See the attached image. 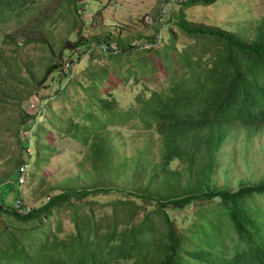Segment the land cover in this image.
Wrapping results in <instances>:
<instances>
[{
  "label": "trees",
  "instance_id": "obj_1",
  "mask_svg": "<svg viewBox=\"0 0 264 264\" xmlns=\"http://www.w3.org/2000/svg\"><path fill=\"white\" fill-rule=\"evenodd\" d=\"M13 1L0 0V12L2 6L19 12ZM214 2L181 0L167 14L164 32L145 40L137 35L138 44L111 36L116 25L97 36L90 22L88 37L76 16L75 36L61 42L34 82L36 89L49 90L36 112L20 115V127L30 132L25 143L17 141L13 163L26 177L32 157L26 182L40 188L51 151L40 143L50 129L71 130L91 150L97 177L80 185L64 182L32 205L20 193L12 202L1 200L0 264H264V180L236 189L212 183L217 150L229 134L226 124L264 126V13L235 29L186 17L187 6ZM127 61L130 66L122 68ZM54 100L61 103L57 113ZM122 100L126 108L119 106ZM66 111L71 113L63 124L60 112ZM131 118L158 131L159 160L149 165L138 158L127 180L116 175L123 162L114 137L100 130H126ZM7 180L0 178V187ZM16 199L26 212L15 207ZM181 210L187 211L173 213ZM62 214L71 221L67 227ZM49 217L55 226L44 231Z\"/></svg>",
  "mask_w": 264,
  "mask_h": 264
},
{
  "label": "rangeland",
  "instance_id": "obj_2",
  "mask_svg": "<svg viewBox=\"0 0 264 264\" xmlns=\"http://www.w3.org/2000/svg\"><path fill=\"white\" fill-rule=\"evenodd\" d=\"M74 1L77 13L72 10L74 7L72 0L29 2L15 0L12 6L15 4V11L19 12H12L9 6H2L4 11L0 12V178L8 180L0 187V201L12 202L20 193L26 204L32 205L39 200L47 199L51 188L52 194L64 182L80 185L84 182L92 183L97 177V167L91 163V150L82 148L80 141L71 135V130L55 134L51 133L50 129L47 131L48 140L40 143L51 148L50 160L42 170L44 181L40 188L35 181L29 184L26 182L27 173L32 167V157L29 158L26 167V177H23L24 173L17 174L13 163L17 141L20 144L25 143L27 140L25 136L30 132V129L20 127V115L23 110L28 113L36 112L39 97L47 94L49 90L39 88L38 85L36 89L34 82L41 76L44 66L55 59L61 42L65 38L75 36L70 32L77 28L76 25L78 26L79 22L75 23L77 17L82 19L85 27L82 30L88 37L91 35L90 22L94 28V35L97 36L107 33L110 26L116 25L118 32H113L111 36L126 39L128 44H138L141 42L137 40V35L145 40L146 36L155 31L164 32L167 14L176 11L177 3L181 0ZM261 5L260 0H215L210 5L187 6L185 14L189 20L235 29L241 22L256 17V13H264V6ZM100 44L105 46L104 41ZM115 45L116 43H112V46ZM84 53L79 52L78 57L82 58ZM101 59L107 60L105 56ZM132 62L134 63V60ZM121 66L122 68L130 66L129 61ZM131 77L133 76L130 75V79ZM48 82L47 79L45 83ZM148 85L153 84L148 82ZM127 103V100H122L119 106L126 108ZM60 104L59 100L52 101L54 113H57L55 110ZM81 105L87 109L95 106L93 102L88 104L82 102ZM60 113L61 122L66 124L67 118L64 115H69L71 111ZM76 118L81 120V113H78ZM32 120L29 118L25 124L30 125ZM114 124L121 123L115 120ZM127 125L129 127L126 130L109 127L105 131H100L101 134L114 137L112 140L116 146L115 154L123 162V170L116 175L118 178L129 180L138 165V158L146 160L149 165L159 160V133L144 126L137 118H131L124 126ZM226 125L230 128L229 134L217 150L219 166L212 176V183L236 189L241 182L255 183L264 180V126L246 129L235 122ZM29 149L32 153L35 151L33 144ZM17 175L19 182L15 179ZM173 176L176 175L170 178ZM22 177L23 180H20ZM155 183L156 181H153V184ZM185 211L187 210L173 213ZM62 220L65 227L71 223L65 214H62ZM54 226V218L49 217L43 229L48 231Z\"/></svg>",
  "mask_w": 264,
  "mask_h": 264
},
{
  "label": "built area",
  "instance_id": "obj_3",
  "mask_svg": "<svg viewBox=\"0 0 264 264\" xmlns=\"http://www.w3.org/2000/svg\"><path fill=\"white\" fill-rule=\"evenodd\" d=\"M20 169H22V167ZM21 175L23 176V174H21ZM23 177L20 180H23ZM15 207L18 208V210L21 211V212H26L28 210L27 207H21V203H20V200L19 199H16V201H15Z\"/></svg>",
  "mask_w": 264,
  "mask_h": 264
}]
</instances>
